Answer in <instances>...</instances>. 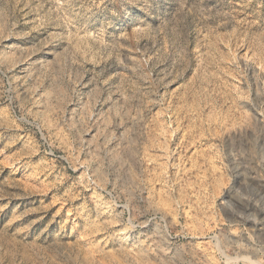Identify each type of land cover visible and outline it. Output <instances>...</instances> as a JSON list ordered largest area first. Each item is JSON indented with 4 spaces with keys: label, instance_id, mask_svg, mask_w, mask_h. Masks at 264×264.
<instances>
[{
    "label": "rangeland",
    "instance_id": "1",
    "mask_svg": "<svg viewBox=\"0 0 264 264\" xmlns=\"http://www.w3.org/2000/svg\"><path fill=\"white\" fill-rule=\"evenodd\" d=\"M0 264H264V0H0Z\"/></svg>",
    "mask_w": 264,
    "mask_h": 264
}]
</instances>
